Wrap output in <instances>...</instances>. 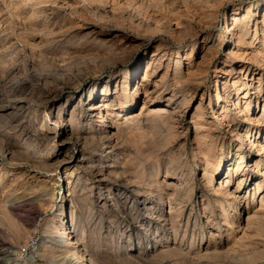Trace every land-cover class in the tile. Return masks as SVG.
<instances>
[{
  "label": "rangeland",
  "instance_id": "1",
  "mask_svg": "<svg viewBox=\"0 0 264 264\" xmlns=\"http://www.w3.org/2000/svg\"><path fill=\"white\" fill-rule=\"evenodd\" d=\"M235 9L240 18L251 9V32L258 24L262 40L264 0H0V264H88L89 257L94 264H264V154L250 141L244 160L236 154L237 135L247 129L252 142L264 141V126L251 121L264 111V50L260 56L252 51L260 48L257 40L254 48L246 44L232 54L236 31L226 27ZM231 67L233 78L243 67L255 76L229 87V102L222 83ZM142 80L149 92L142 91ZM106 84L114 110L129 86L134 123L127 125L125 112H117L119 130L104 141L88 134V123L78 117L80 146L70 152L79 159L57 169L67 151L53 147V132L36 130L51 129L59 119L68 123L80 97ZM227 111L234 124L221 118ZM209 149L213 162L224 161V176L213 188L203 178ZM249 149L260 155L261 175L249 167ZM239 163L250 176L243 183L242 175L232 177L229 195L217 193L228 168ZM156 178L172 185L163 192L166 201L174 194L175 207L184 210L175 248L165 241L168 222L149 225L136 192ZM238 189L239 200L232 195ZM154 195L151 206L159 209ZM162 209L170 212L169 205ZM247 219L253 221L245 229ZM234 221L243 230L230 231ZM161 245L170 251L161 252ZM191 245L198 251L209 246L211 255H192Z\"/></svg>",
  "mask_w": 264,
  "mask_h": 264
},
{
  "label": "bare ground",
  "instance_id": "2",
  "mask_svg": "<svg viewBox=\"0 0 264 264\" xmlns=\"http://www.w3.org/2000/svg\"><path fill=\"white\" fill-rule=\"evenodd\" d=\"M61 7V6H60ZM251 10V9H250ZM248 10V14L246 16H242V18L239 17V15H241L240 13V10L238 9H235L234 10V14L232 15V25H230L229 27H226L227 29V32H231V31H236L235 35L237 37L236 39V47L238 50L237 52L235 53H232L233 55L237 54L239 51H242L241 48H245V45L248 44L249 47L248 48H254L253 46H255V41L258 40V44L260 46L257 47L258 49L257 50H254L252 49L253 52L257 51V53L255 52V55L257 56H260L262 53H263V50H264V16H263V21H262V26H261V30L263 32V37L262 40H260L262 43V46L260 44V41H259V29H258V24H256V28L254 30V33L251 32V23H252V17H253V13ZM39 11V10H38ZM37 11V12H38ZM41 11V10H40ZM36 13V12H35ZM39 13L37 14H34V15H38ZM44 14V13H43ZM246 14V13H245ZM56 15V14H55ZM35 17V16H34ZM37 17V16H36ZM34 28V27H33ZM36 30V29H35ZM34 31V30H33ZM252 33V34H251ZM200 34V33H199ZM252 37V39L254 38V40L252 42H248V40ZM235 39V37H233ZM248 42V43H247ZM15 45V44H14ZM19 46V45H18ZM18 47L17 46H14L13 48V51H16ZM18 50V49H17ZM19 51V50H18ZM18 53V52H17ZM243 53V52H242ZM18 55V54H17ZM243 55V54H242ZM11 56V55H10ZM15 56V55H14ZM256 56V57H257ZM234 57V56H233ZM14 58V57H13ZM228 58H232L231 54L230 56H228ZM263 60H264V55L262 56ZM14 60V59H13ZM12 60V61H13ZM261 60V59H260ZM236 61V60H235ZM259 61V60H258ZM260 62V61H259ZM4 63V62H3ZM153 62H148V68H149V65L152 64ZM17 64V63H16ZM27 64V63H26ZM178 68V72L180 73L182 71V67H181V64L179 63V66L177 67ZM226 70V69H225ZM235 70V69H234ZM233 70V71H234ZM14 72L16 71V66L12 67L9 72ZM148 71V70H147ZM156 73V71H155ZM232 73V67L229 71H223V74L229 76L228 79L224 80L223 81V92H224V96H225V99L229 102H231V99H233V95L230 93V91L228 90L229 87H233L235 88L237 86V84H239V82L241 81L242 79V76H246V78L248 76L251 75V77H254L255 76V72L249 70V68L247 69V67H243V69L241 70V73H238L240 74L237 78H233L234 74L231 75ZM180 75V74H179ZM153 76V75H152ZM183 76V75H182ZM189 76V75H188ZM224 76V75H223ZM261 77L259 78V88L258 89V92L257 94L259 95L258 98H256V103L259 104V101H260V97L262 98L263 96L262 95V91L261 89L263 88V74L260 75ZM147 79V78H146ZM145 80V78H144ZM233 81V83H231V81ZM138 81V80H137ZM143 81V80H142ZM148 81V79H147ZM145 81H143V83L140 85H138L136 83V85L140 86L142 89V91H145L147 92L148 89H146V83H144ZM253 84V83H252ZM127 85V84H126ZM135 85V84H134ZM135 85V87H136ZM182 85V84H181ZM250 87V86H249ZM179 89V88H178ZM238 89L239 88H236L237 90V94H238ZM218 90V89H217ZM124 93H125V96L120 100V103H119V108L117 110H114L112 107L115 106V105H111V100H112V97H110V86L108 84H106L105 86L99 88V89H95L94 91L92 92H89L88 91V95L86 94V98L83 99L84 96H81L80 97V101L78 102L77 106H75L73 108V110L71 111V116H70V120H68V123L66 122H63L61 119L59 120H56L55 122V126L53 128H47V126L45 125H42L41 128L37 129V133L38 135H45V134H48L49 132H53L54 135H55V141L53 143V147L57 144V147L60 148V150H65L67 151L66 152V155L63 156L61 158V160L58 162V166L57 169H63L65 168L66 166L70 165V164H73L75 163L78 159H79V154L78 155H75L76 153L74 152H70L73 148H76L78 149V147L80 146V143H79V140L77 139V135H76V131L77 129L75 127H79V126H76V121L78 120V117H79V120L82 119L83 117V120H85L88 125H89V128H90V132L88 134H96L97 136L101 137L102 140L106 141L108 140L111 136L115 135L114 134V130L116 129L119 130L117 128L118 124L117 122L115 121V119L117 118V112H125L124 116H126V119H125V123L128 125V123L130 122H133L134 123V118L132 117H129L130 116V113L127 112L129 110V108L131 107L135 97H131L128 93L129 91V86H125V88L123 89ZM141 91V92H142ZM149 92V91H148ZM134 93V92H133ZM50 94V92H49ZM98 95V99H101L100 101H98L97 103L95 102V96ZM115 94V93H114ZM148 93H146L145 95H147ZM48 95V94H47ZM55 96V95H54ZM218 99H219V96H217ZM54 98V97H53ZM137 98V97H136ZM88 99V102L86 104L85 101ZM176 99V98H175ZM51 100V99H50ZM249 100V99H248ZM264 100V99H263ZM174 101V100H173ZM172 101V102H173ZM254 101V100H252ZM172 102H171V105H172ZM233 102V100H232ZM264 102V101H263ZM177 103V102H176ZM240 103V100L239 98L236 99V102L234 101V105H239ZM261 103V102H260ZM174 104V103H173ZM250 104H251V101H248L246 103V106H245V111H250ZM118 106V105H117ZM174 106V105H173ZM226 106V105H225ZM175 107V106H174ZM240 107V106H239ZM40 108V106H39ZM38 108V109H39ZM229 108V107H228ZM263 110H264V107H262ZM35 109V107H34ZM203 109V108H202ZM201 109V110H202ZM33 110V109H32ZM37 110V108H36ZM121 110V111H120ZM40 111V110H39ZM221 112V111H220ZM34 113V111H33ZM262 116L261 117H256V118H252L251 121H255L257 122L259 125H262L264 126V111L262 112ZM36 114V113H35ZM81 116V117H80ZM119 116V115H118ZM229 114H228V111L224 114H222V119H225V121L227 120L229 125L230 123L234 124L236 122L235 118L229 120ZM37 117H39L37 115ZM61 118V117H60ZM198 118V117H197ZM201 118V117H200ZM33 120V119H32ZM36 120V119H34ZM248 120V119H247ZM223 121V120H222ZM224 121V122H225ZM249 121V120H248ZM37 122V120L35 121ZM83 122V121H82ZM30 123V122H29ZM33 123V121H32ZM31 123V124H32ZM227 123V122H226ZM69 126H68V125ZM86 124V123H85ZM198 124V123H197ZM196 124V125H197ZM205 124V123H204ZM125 125V124H124ZM130 125V124H129ZM195 125V126H196ZM132 126V125H131ZM181 126V125H180ZM237 128H241V125L239 124H236L235 125ZM248 126V125H247ZM129 127V126H128ZM209 127V126H207ZM206 127V129H207ZM212 127V126H210ZM205 128V126H204ZM229 128V127H228ZM232 128V127H231ZM121 129V128H120ZM131 129V128H130ZM199 129V127H198ZM201 129V128H200ZM203 129V128H202ZM205 129V130H206ZM212 129V128H211ZM246 129V128H245ZM237 130V129H236ZM203 131V130H202ZM210 131V130H209ZM231 131V130H230ZM233 132V131H232ZM119 133V131H118ZM235 133V132H234ZM233 133V134H234ZM239 133V132H238ZM236 132V134H238ZM260 133V129H258L257 131V134ZM36 134V133H35ZM209 134V133H208ZM249 134H250V131L247 129L245 131L244 134L242 133H239L237 136H238V144H237V152L236 154L238 156H240L242 159L241 160H244L245 159V154L242 153V150L243 149H247V147H245V143L250 141V145L251 146V149H258L257 152H262L264 154V141L262 142H258L257 141H254L252 142L251 139L249 138ZM214 135V133H213ZM37 136V135H36ZM236 136V137H237ZM79 137V135H78ZM93 137V136H92ZM92 137H90L89 139H92ZM205 137V136H204ZM203 137V138H204ZM208 137V136H207ZM216 137V136H215ZM219 139H220V136H218ZM85 138V137H84ZM87 138V136H86ZM85 138V139H86ZM114 138V137H112ZM202 138V140H203ZM210 138V137H209ZM82 139V138H80ZM88 140V139H87ZM93 140V139H92ZM100 140V139H99ZM101 140V141H102ZM207 141V140H206ZM55 144V145H54ZM71 144V145H70ZM107 144V143H106ZM83 146V145H82ZM106 146V145H105ZM56 147V146H55ZM52 148V147H51ZM211 148V147H210ZM67 149V150H66ZM248 150V157L249 159L251 160L250 163H253L254 162V166H250L249 164V167L251 168H255L256 169V172L261 175L262 172H261V169H260V166H261V160H259V156L260 155H252L250 153V150ZM51 150V149H50ZM254 151V150H253ZM256 151V150H255ZM51 153V152H50ZM235 156V155H234ZM232 156V159L230 160V162H233V157ZM58 157V156H57ZM203 157H204V175H203V178L204 180L206 181L205 184H208L210 186H214V182H215V178H222L224 176V172H223V158H221L220 162H213L212 159H211V150L209 149L208 151H204L203 152ZM53 158V157H51ZM56 158V157H55ZM228 158V157H227ZM229 158H230V155H229ZM39 162V161H38ZM106 165V164H105ZM111 165V164H109ZM96 167V166H95ZM109 167V166H108ZM112 167V166H111ZM232 167V166H231ZM231 167L228 168V173H227V177L225 180H223L222 182L219 183L218 185V188L216 189V192L217 193H220V194H223V195H229V185L230 183L232 182L231 181V178L232 177H235V176H238V175H242V179H240L239 183H243L244 182V178L245 177H249L250 175L246 172V169L244 168L243 169V163H239L238 166L236 167V169H233L231 171ZM110 168V167H109ZM249 171V170H248ZM254 171V170H253ZM244 174V175H243ZM144 175V174H143ZM141 176V175H140ZM141 179V178H140ZM139 179V180H140ZM120 180V179H119ZM126 180V179H125ZM138 180V181H139ZM145 180V179H144ZM141 181V180H140ZM150 181V180H149ZM166 182V181H165ZM139 183V182H138ZM137 183V184H138ZM128 184V182H127ZM132 184V183H131ZM151 184V183H150ZM165 184V183H164ZM163 182L162 183H159L158 179L156 178V180L153 182V184H151V186H148V187H139L137 188L136 192L138 193L139 196H141L144 200H143V205L145 206V210L146 212L148 213V215L150 216L147 220V223H149V225H152V222L153 220H156L158 223H161V222H168V224L170 225V228H171V232L169 235L166 236V243L167 242H170L172 245H174L173 247H178L177 245V240H178V236H179V225H178V219H180V217H184L183 216V209L180 210V208H176L175 205L177 203H175L174 201V198L172 199L173 195H171L172 197L168 198L167 201H166V196L167 193H163L164 191L168 192V189L171 188L170 184H165L164 185ZM135 185V184H133ZM140 185V184H139ZM145 186V185H144ZM127 187V186H126ZM262 187L263 185L261 183H258L257 186H256V189H258V192H260L262 190ZM131 188V186H130ZM174 188V187H173ZM211 188V187H210ZM172 189V188H171ZM240 189V188H239ZM236 190L235 193H232V195L236 196V199H242L241 198V195H242V192ZM133 190V189H132ZM213 190V189H212ZM173 191V190H172ZM176 191V190H175ZM214 191V190H213ZM212 191V192H213ZM215 192V193H216ZM73 194V193H72ZM156 194L157 195V198L161 201V205H169L170 206V212L169 213H165V211H163L162 209V206L161 208L159 209H155L153 206H151L153 204L152 202V197H154ZM169 194V193H168ZM177 194V193H175ZM222 195V196H223ZM175 197V196H174ZM155 200V199H154ZM133 203V202H132ZM261 204V207H264V205ZM131 205V204H130ZM179 205H181V202L179 203ZM174 206V207H173ZM182 206V205H181ZM184 206V205H183ZM203 209V208H202ZM144 212V211H143ZM192 212V210H191ZM193 213V212H192ZM190 215V214H189ZM146 216V215H145ZM148 217V216H147ZM190 217V216H189ZM226 218V217H225ZM183 219V218H182ZM191 220V219H190ZM189 221V220H188ZM251 221H253V219H247L246 221V224H245V229L248 228V226H250L252 223ZM186 222H187V219H186ZM185 222V223H186ZM240 222V221H239ZM190 224V223H189ZM187 225V223L185 224ZM193 225V224H192ZM232 227L230 228V231H232L233 233H235L236 229H239V230H243V228H240V223L239 225L236 227L237 223L234 221L233 223H231ZM65 226V225H64ZM181 227V226H180ZM186 227V226H185ZM59 229V228H58ZM188 229V228H187ZM75 231V230H74ZM194 231V230H193ZM149 232V231H148ZM62 233L65 234V235H69L68 233V230L67 228H63L62 229ZM228 233V232H227ZM60 234V233H59ZM85 235V234H84ZM193 235V234H192ZM194 235H195V232H194ZM247 235V234H246ZM151 236V235H150ZM196 236V235H195ZM186 237V236H185ZM193 237V236H192ZM247 237V236H246ZM63 238V237H62ZM82 238V236H81ZM195 238V237H194ZM236 238V237H235ZM80 239V238H79ZM185 239V238H184ZM183 239V240H184ZM81 240V239H80ZM83 240V239H82ZM213 240V239H212ZM229 240V239H228ZM231 240V239H230ZM79 241V240H78ZM77 241V242H78ZM232 241V240H231ZM234 241V240H233ZM232 241V242H233ZM84 242V241H83ZM210 242V241H209ZM236 242V241H235ZM70 245H76L77 243L74 241V240H71L70 241ZM213 243V242H212ZM181 244V243H180ZM219 244V243H218ZM183 245V243L181 244ZM170 246L169 245H166V246H163L161 245L160 248H163V250H160L161 252L165 253L167 252L168 250L170 251V249H168ZM209 246H207L203 251L202 249L201 250H196L193 245H191L190 249H189V252L190 254H194V255H206V256H210L211 255V252H210V249L208 248ZM219 247V246H218ZM182 248V247H181ZM215 248V247H214ZM183 249V248H182ZM159 250V249H158ZM217 250V248L215 249V251ZM66 251V250H65ZM71 251V250H69ZM159 251V252H160ZM182 251V250H180ZM188 251V250H187ZM218 251V250H217ZM220 251V249H219ZM67 252V251H66ZM160 252V253H161ZM183 252V251H182ZM212 252H214L212 250ZM231 252V251H230ZM70 253V252H69ZM78 253V252H77ZM155 253V252H154ZM171 253V252H170ZM73 254V253H72ZM72 254L70 256H72ZM88 254V253H87ZM217 254V253H216ZM232 254V253H231ZM239 254V253H238ZM74 255V254H73ZM84 255V254H83ZM108 255V254H107ZM169 255V254H168ZM171 255V254H170ZM89 256V255H88ZM91 256L93 257V255L91 254ZM81 257V256H80ZM78 255L77 256H74V260L76 261H79L81 258H80ZM97 257V256H96ZM84 258V256H83ZM103 259V258H102ZM73 260V258H72ZM74 261V262H75ZM88 261L89 263L88 264H94V262H96V260L94 261V257L93 259L92 258H88ZM102 263V262H101Z\"/></svg>",
  "mask_w": 264,
  "mask_h": 264
}]
</instances>
